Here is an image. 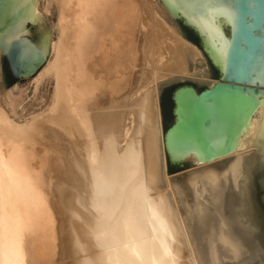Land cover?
<instances>
[{
  "label": "bare ground",
  "instance_id": "bare-ground-1",
  "mask_svg": "<svg viewBox=\"0 0 264 264\" xmlns=\"http://www.w3.org/2000/svg\"><path fill=\"white\" fill-rule=\"evenodd\" d=\"M51 8L33 77L35 90L52 83L48 102L17 117L0 95V264H198L162 189L173 191L157 81L193 73L202 50L161 0H33L30 19L43 25ZM258 97L232 169L264 158ZM221 157L199 161L200 173L214 178Z\"/></svg>",
  "mask_w": 264,
  "mask_h": 264
},
{
  "label": "water",
  "instance_id": "water-1",
  "mask_svg": "<svg viewBox=\"0 0 264 264\" xmlns=\"http://www.w3.org/2000/svg\"><path fill=\"white\" fill-rule=\"evenodd\" d=\"M161 1L180 33L217 71L199 88L179 77L169 93V121L161 99L166 83L157 86L166 170L194 256L198 264H264V158L254 154L232 169L236 155L229 154L258 95L264 96V0ZM32 3L0 0V53L6 64L0 75L12 102L22 99L16 87L46 59L49 26L21 32L36 24L30 19ZM217 157L209 179V171L200 173L206 169L199 161Z\"/></svg>",
  "mask_w": 264,
  "mask_h": 264
},
{
  "label": "rangeland",
  "instance_id": "rangeland-1",
  "mask_svg": "<svg viewBox=\"0 0 264 264\" xmlns=\"http://www.w3.org/2000/svg\"><path fill=\"white\" fill-rule=\"evenodd\" d=\"M43 17H44L43 18L44 22L42 21L43 25L49 26V28L52 29L53 26L55 25V23H56L55 21L57 19L56 12L53 10V8H51V10L49 12H47ZM166 17L169 19V21L171 23H173V25L178 29V31L181 32L180 25H179L178 21L173 19L169 14H167ZM30 29H38V24L30 25ZM54 33L55 32H53V35H55ZM195 63L197 64L196 65L197 69L193 73H191V72L187 73V74L177 73V74L165 76L163 78H160L157 81V86H158V84L163 82V83H166V88L171 90L173 86H175L178 82H180L179 77H185L186 79L195 81L200 86H203L204 84L212 82L215 79V75L212 73V69L210 68L209 62H208L207 58L205 57V55H204L203 59L201 58L200 61H195ZM189 66L191 68L193 67L191 60H189ZM3 67H6V64H5L4 59L2 57H0V68H3ZM141 67H142V62L139 61L138 64L135 66V69H140ZM35 74L36 73H34L31 76L24 77L23 85L16 87V93L22 98L20 101L13 102V109L15 110L17 117H25L27 115H30V113L33 110L45 105L50 98L52 83L44 81L35 90V85L33 82V77L35 76ZM5 92L6 91H5V88H4V85L2 82V78L0 75V95H2L3 97H6ZM11 100H12V98H11ZM169 118L170 117L168 116L167 121H169ZM162 128L163 129L165 128V124L162 125ZM167 172H168V174H170L169 171H167ZM165 186L166 185L164 184L162 186V189L166 191L168 200H169L170 204L172 205V207H174L173 210L177 214L178 213L177 212L178 205H177V201L173 195L174 193L172 191V188H169L170 186L169 187L168 186L165 187ZM178 215L180 216V214H178ZM178 215H177V222H178V225H179L180 230H181V222H180L181 218H179ZM188 247H189V249H192L190 246H188Z\"/></svg>",
  "mask_w": 264,
  "mask_h": 264
},
{
  "label": "flooded vegetation",
  "instance_id": "flooded-vegetation-1",
  "mask_svg": "<svg viewBox=\"0 0 264 264\" xmlns=\"http://www.w3.org/2000/svg\"><path fill=\"white\" fill-rule=\"evenodd\" d=\"M185 33L190 38L195 39L194 34L188 28H186V27H185ZM210 68L212 69V73L216 77L217 76L216 69L214 67H212V66H210ZM192 83L197 88L200 87V85L197 82L192 81ZM169 93H170V90L168 88H163L162 91H161V99H162L163 111H164V115H165L166 118H168V116H170V109H171V100L169 98Z\"/></svg>",
  "mask_w": 264,
  "mask_h": 264
}]
</instances>
